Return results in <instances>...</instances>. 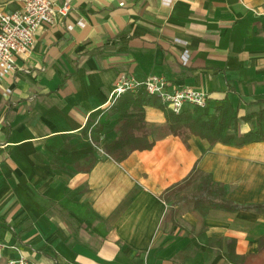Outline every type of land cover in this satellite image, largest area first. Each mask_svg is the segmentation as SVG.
<instances>
[{
    "label": "crops",
    "instance_id": "1",
    "mask_svg": "<svg viewBox=\"0 0 264 264\" xmlns=\"http://www.w3.org/2000/svg\"><path fill=\"white\" fill-rule=\"evenodd\" d=\"M65 2L69 12L42 25L28 52L16 54V69L0 75V264L21 256L28 264H237L231 251L255 252L264 235V141L184 139L149 103L152 148L117 162L103 145L119 133L110 96L121 75L204 90L207 118L229 99L238 107L229 133H247L245 117L264 107V0L55 7ZM16 7L0 0V12ZM194 170L244 208L206 214L185 199L192 189L174 192Z\"/></svg>",
    "mask_w": 264,
    "mask_h": 264
},
{
    "label": "trees",
    "instance_id": "2",
    "mask_svg": "<svg viewBox=\"0 0 264 264\" xmlns=\"http://www.w3.org/2000/svg\"><path fill=\"white\" fill-rule=\"evenodd\" d=\"M154 98L145 90H140L136 94L126 92L111 106L112 114L118 116L121 124L117 137L105 143L103 149L115 161L122 162L136 150H147L153 147L154 141L149 139L150 132L145 114V105L149 103L156 104L164 111L167 132L184 139L189 135H196L210 145L223 142L236 146L264 141V107L245 117L251 129L237 136L229 133V129L238 120V107L234 106L229 99L218 104L211 116L207 118L206 108L188 107L181 114L176 115L161 99L154 101ZM101 133L102 126L93 128L92 139L98 142ZM187 189L193 191L185 199L193 202L196 208L206 214L213 209L237 211L244 208L231 202L227 198L224 187L215 182L209 173L194 170L182 184L174 187L173 191ZM261 211H264V208ZM231 249L233 250L230 248V251ZM230 256L237 264H264V235L258 239L255 252L240 256L231 251Z\"/></svg>",
    "mask_w": 264,
    "mask_h": 264
},
{
    "label": "built area",
    "instance_id": "3",
    "mask_svg": "<svg viewBox=\"0 0 264 264\" xmlns=\"http://www.w3.org/2000/svg\"><path fill=\"white\" fill-rule=\"evenodd\" d=\"M15 2L16 9L0 12V75L16 69V54L28 52L42 25L54 23L56 13L65 16L70 10L68 2L57 9L55 0H15ZM181 60L184 64L190 61L188 50L181 54ZM169 86L164 76L150 75L141 80L121 75L111 92V105L126 92L136 94L140 90H145L148 95L161 99L176 115L181 114L189 106L201 108L207 106L206 91L190 86L169 91ZM4 246L0 242V250ZM8 264H28V260L21 256L17 260H10Z\"/></svg>",
    "mask_w": 264,
    "mask_h": 264
},
{
    "label": "rangeland",
    "instance_id": "4",
    "mask_svg": "<svg viewBox=\"0 0 264 264\" xmlns=\"http://www.w3.org/2000/svg\"><path fill=\"white\" fill-rule=\"evenodd\" d=\"M14 2H15V0H13ZM208 103V102H207ZM162 133H160V135H161Z\"/></svg>",
    "mask_w": 264,
    "mask_h": 264
}]
</instances>
